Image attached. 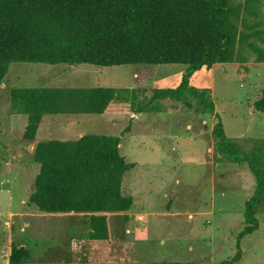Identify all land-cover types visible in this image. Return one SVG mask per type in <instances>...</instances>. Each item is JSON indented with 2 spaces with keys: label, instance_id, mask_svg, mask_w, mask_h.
Masks as SVG:
<instances>
[{
  "label": "rangeland",
  "instance_id": "obj_1",
  "mask_svg": "<svg viewBox=\"0 0 264 264\" xmlns=\"http://www.w3.org/2000/svg\"><path fill=\"white\" fill-rule=\"evenodd\" d=\"M231 4L241 34L236 59L197 72L191 85L210 89L227 136L252 152L264 147V115L254 107L264 89V0ZM186 70L183 65H11L0 88V264H6L14 246L28 251L30 264H85L78 260L86 255L80 246L86 227H69L85 218L46 215L29 206L28 198L39 173L37 144L88 134L122 136V156L136 165L123 186L134 204L127 213L109 214L112 257L103 264H221L237 254L255 178L247 165L217 152L215 116L171 100L163 102L161 113L46 115L36 140L27 142L28 117L15 114L10 105L11 90L26 87H136L151 96L156 89L177 86ZM257 218L259 229L242 241L236 264H264V204ZM71 244L78 255L65 251Z\"/></svg>",
  "mask_w": 264,
  "mask_h": 264
},
{
  "label": "trees",
  "instance_id": "obj_2",
  "mask_svg": "<svg viewBox=\"0 0 264 264\" xmlns=\"http://www.w3.org/2000/svg\"><path fill=\"white\" fill-rule=\"evenodd\" d=\"M232 0H0V88L15 63L92 65H183L180 83L156 89L49 88L11 90L15 114L28 117L24 140H36L46 115L161 113L167 100L196 113L215 116L212 136L220 156L247 165L255 178L245 203V226L237 236V254L221 264L241 260L242 241L258 231V208L264 204V147L243 151L226 134L210 89L191 85L199 71L232 63L241 41ZM255 110L264 115V89ZM129 128L126 129V132ZM122 136L88 134L75 141L37 144L39 166L28 205L45 214H84L92 241H109L106 215L129 212L134 204L123 194L126 176L136 167L121 153ZM24 247L14 246L10 264H29ZM149 264H198L152 262Z\"/></svg>",
  "mask_w": 264,
  "mask_h": 264
},
{
  "label": "crops",
  "instance_id": "obj_3",
  "mask_svg": "<svg viewBox=\"0 0 264 264\" xmlns=\"http://www.w3.org/2000/svg\"><path fill=\"white\" fill-rule=\"evenodd\" d=\"M133 88H136V87H133ZM109 214L110 213H101V214H97V215H106L108 217V220H109ZM46 215L72 216V218L84 217L85 219H83V220L80 218L73 220V223H71L69 225V227L71 229H75V230L78 229V231H80V229H82V227L85 225L86 233L88 232V228L86 225V219L87 218L85 217L84 214L68 213V214H46ZM109 226H110V223H109ZM110 231H111V229H110ZM110 236H111V232H110ZM81 239L82 240L79 239L80 243H81L80 246L83 247V249H81V250H83V252L86 253V255H84L83 257H81L79 255V260H78L79 263L83 262L85 264H91V263L103 264V263L110 261V259L112 257V246L110 245L109 242L111 239H109V241H92L90 239H87L86 236H85V238H81ZM75 241H77V239H74V242ZM65 251L71 252V256H72L73 253L77 254V252H76L77 247L74 244H71L70 249H66ZM6 264H10L9 258L6 260ZM65 264H78V262L66 261Z\"/></svg>",
  "mask_w": 264,
  "mask_h": 264
}]
</instances>
